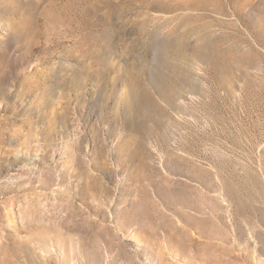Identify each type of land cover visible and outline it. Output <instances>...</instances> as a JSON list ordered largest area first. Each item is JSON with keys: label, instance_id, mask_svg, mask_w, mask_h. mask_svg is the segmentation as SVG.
I'll use <instances>...</instances> for the list:
<instances>
[{"label": "rangeland", "instance_id": "374dc122", "mask_svg": "<svg viewBox=\"0 0 264 264\" xmlns=\"http://www.w3.org/2000/svg\"><path fill=\"white\" fill-rule=\"evenodd\" d=\"M0 264H264V0H0Z\"/></svg>", "mask_w": 264, "mask_h": 264}, {"label": "bare ground", "instance_id": "6f19581e", "mask_svg": "<svg viewBox=\"0 0 264 264\" xmlns=\"http://www.w3.org/2000/svg\"><path fill=\"white\" fill-rule=\"evenodd\" d=\"M177 160H179L180 162L185 161V159H181V158H177ZM144 164L145 163H143V165ZM173 170L181 171L179 169H173ZM155 172L159 173V171L157 170H155ZM151 180H152V177H151ZM168 183H169V180L165 179L164 176H159L158 179H156L155 181H152L150 183V186L153 187L152 189L154 191L155 196L154 195L152 196L149 193V189L146 194L139 196L137 199V203H135L134 205L135 206V212L133 216L134 220L130 218L129 221H132L138 225H143L145 223L144 221H149L150 223H153V224L156 223L159 226H164L165 225L164 220L162 221V219L167 218L168 215L162 210V208H160L161 203L165 202L163 194H162V190L168 191L170 195L176 197L174 198L175 199L174 201L170 202V207L168 208L170 211L179 213L178 205H184V206H187L188 208H191L193 206L192 203L189 201V198H191V194L195 192L193 188L189 187L190 189L185 191V195H186L185 196L181 190H179L177 187H173L171 184L167 185ZM206 189H209V188L206 186ZM187 194H188V199L186 200ZM182 195H184L185 198H182ZM199 196H200V201H201L200 203L202 204V205L200 204V207L201 209H203V214H204L203 219L206 222L209 219V214L212 212V206H213L211 202L212 198L211 196H209L206 190L204 192H200ZM186 216H190V213H186ZM176 229L181 230V229H178V227Z\"/></svg>", "mask_w": 264, "mask_h": 264}]
</instances>
